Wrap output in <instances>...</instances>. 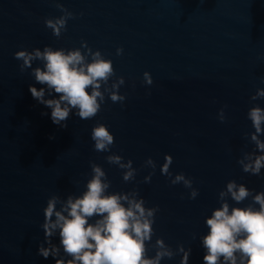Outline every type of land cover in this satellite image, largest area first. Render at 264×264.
Masks as SVG:
<instances>
[{
  "label": "water",
  "instance_id": "1",
  "mask_svg": "<svg viewBox=\"0 0 264 264\" xmlns=\"http://www.w3.org/2000/svg\"><path fill=\"white\" fill-rule=\"evenodd\" d=\"M63 3L77 18L57 39L43 22L61 15L49 0H0V264H56L37 255L44 240L43 209L53 194L66 199L86 190L90 161L107 172L110 192L139 187L147 207L159 205L152 243L162 237L173 249L183 244L192 250L189 264H203L200 236L208 232L206 218L220 206L219 191L233 179L264 190V178L244 173L237 163L254 147L244 139L245 132L254 131L247 112L254 104L264 107V99L250 101L264 88V0ZM82 40L113 60L117 77H125L120 92L127 100L123 105L107 100L92 120L73 113L68 127L61 128L51 109L33 99L29 86H44L35 83L31 69L20 72L14 53L47 45L70 49ZM121 46L124 55L117 56ZM145 71L153 77L151 86L142 82ZM225 105L222 123L218 113ZM97 122L115 136L109 153L93 150ZM112 153L134 161L140 169L135 181L124 182L122 170L106 161ZM166 154L174 158L173 174L193 178L199 189L195 200L187 198L189 189L171 185L161 174ZM148 157L158 166L151 183H142L152 171L142 168ZM229 202L245 207L250 201ZM53 242L59 244V237ZM181 259L182 254L161 264Z\"/></svg>",
  "mask_w": 264,
  "mask_h": 264
},
{
  "label": "clouds",
  "instance_id": "2",
  "mask_svg": "<svg viewBox=\"0 0 264 264\" xmlns=\"http://www.w3.org/2000/svg\"><path fill=\"white\" fill-rule=\"evenodd\" d=\"M49 2L61 15L45 17L43 22L54 37L61 39L68 31V22L77 15L65 7L63 0ZM116 55H124L123 46L116 49ZM14 59L21 62V73L31 69L29 75L35 83L44 86L30 85L29 91L39 104L51 109L53 123L61 128L68 127L73 113L81 120H92L107 100L121 105L127 100V94L120 92L126 83L125 77H117L113 60L106 58L101 50H93L87 41L82 40L80 47L70 49L51 45L43 50L22 49L14 53ZM37 61L40 66L33 67ZM142 82L148 86L154 83L150 72L143 73ZM260 99H264V88H257L250 97L251 102ZM227 107L218 113L222 123L227 120ZM247 119L254 131L245 132L244 139L254 147L243 151L237 163L244 173L264 178V107L254 104L247 112ZM90 138L93 150L99 153L111 152L115 144L114 134L101 122L93 126ZM105 159L122 170L124 182L136 180L140 169L134 167L133 160L125 161L116 153ZM164 159L161 174L169 178L171 185L182 184L189 189L187 198L195 200L199 189L193 187V178L183 172L173 174L171 154H166ZM157 166L152 157L143 162L142 168L152 171L142 183H151ZM90 168L86 190L81 194H70L66 199L53 194L48 198L43 209L44 222L40 225L44 240L39 244L37 255L45 259L52 257L56 264H161L165 258L182 254L180 264H189L190 247L180 244L173 249L162 237L152 243L159 205L147 207L139 187L127 192H110L111 180L105 169L95 161H90ZM180 198L184 199L185 194ZM229 200L237 205L246 200L250 202L245 207H233ZM218 202L220 206L205 220L207 234L200 236L205 250L203 264H264V190L257 192L233 179L219 191ZM57 236L59 244L53 242ZM153 250L155 254L149 255Z\"/></svg>",
  "mask_w": 264,
  "mask_h": 264
}]
</instances>
